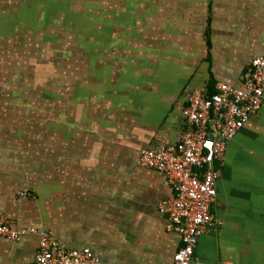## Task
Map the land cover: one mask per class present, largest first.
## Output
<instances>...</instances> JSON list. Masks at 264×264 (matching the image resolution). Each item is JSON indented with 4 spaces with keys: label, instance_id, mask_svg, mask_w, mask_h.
<instances>
[{
    "label": "crops",
    "instance_id": "1",
    "mask_svg": "<svg viewBox=\"0 0 264 264\" xmlns=\"http://www.w3.org/2000/svg\"><path fill=\"white\" fill-rule=\"evenodd\" d=\"M35 4L28 33L48 27L53 38L39 56L15 60L18 71L50 64V74H31L33 88L20 82L7 104L2 97L0 219L48 230L103 264H173L181 237L158 208L171 187L138 164L139 153L180 140L193 89L243 87L245 68L264 55V0H99V15L89 14L81 35L68 29L78 38L62 47L63 25L47 18L46 0ZM77 4L67 17L84 14ZM6 22L0 36L21 34L20 20ZM212 213L197 258L264 264V101L227 143ZM39 244L37 233L0 236V264L33 263Z\"/></svg>",
    "mask_w": 264,
    "mask_h": 264
},
{
    "label": "built area",
    "instance_id": "2",
    "mask_svg": "<svg viewBox=\"0 0 264 264\" xmlns=\"http://www.w3.org/2000/svg\"><path fill=\"white\" fill-rule=\"evenodd\" d=\"M263 101L264 55L252 58L245 68L243 87L216 81L211 90L193 89L183 111L180 140L140 151L138 164L161 171L171 187L158 208L167 216L170 230L181 237L173 264H206L196 257L195 249L205 228L217 223L212 205L227 143ZM26 233L40 235L31 264H103L89 248L70 249L48 230L15 228L10 220L0 219V236L17 241Z\"/></svg>",
    "mask_w": 264,
    "mask_h": 264
},
{
    "label": "rangeland",
    "instance_id": "3",
    "mask_svg": "<svg viewBox=\"0 0 264 264\" xmlns=\"http://www.w3.org/2000/svg\"><path fill=\"white\" fill-rule=\"evenodd\" d=\"M17 1L18 0H0V28L4 25L2 23L4 18L7 19V22H6L7 28L8 27L18 28L17 22L19 23V20L21 21L22 27L25 28L24 30L22 28V32H24V35L21 32V34L19 35H10L6 37L0 36V108H2L1 106L2 99H3L2 97H5L4 102L5 104H7L6 97H8L9 94L11 96H14V94L18 93L20 82H21V85H23V87L26 86L25 89L27 90V92L30 86L31 88H33L34 82L30 83L32 80L31 74L33 76L34 75L38 76L41 74H50V64H48L49 66L47 67H40L39 65L37 66V64L35 63L33 64V62L30 63V65L26 66L25 69L23 70H20L19 68L20 71H18V67H21L22 65L19 62L20 61L22 62L24 59H27V58L33 59L35 58V56H39L41 54V52L38 50L39 47L42 48V43L44 42H50V39L53 38V36L51 35L52 31H50L48 27H46L48 30L43 29V31L37 28H34L36 32L42 31L43 34L42 32L41 34H38V33L29 34L28 29H30L33 26L31 21L35 20V17L37 16L39 4L38 5L35 4V0H34L32 4H30V7H28V5L27 7H25V5L23 4H22L23 6L22 5L20 6V3H18ZM46 1H47V5L49 8V11L46 14L47 18L51 16L52 22L56 23L57 27L60 25H63V28L61 29L63 30V33L60 29H59L60 31L58 30L59 32L58 39H59L60 47H62L64 43H67L68 39H72L73 37L77 41L78 37L75 34H74L75 36L73 34L71 35L65 34V32L66 33L68 32V29H73L74 33L76 34L79 33V35H81L83 25H88V19L86 18L89 16V14L93 13L94 15H99L98 9L93 8L97 6L96 3H98L99 0H94V1L90 0L89 3L88 1H84V0H64L63 1L64 3H62L61 0H53L52 2L49 0H46ZM71 2H75V3L77 2L79 4L80 9L77 7L75 8L76 11L82 10L84 14L81 13L80 11L78 13V17H74V16L67 17L73 14V8L71 10ZM40 6L43 7L44 5L43 6L40 5ZM84 7H91V9L84 10ZM50 8L53 10H51ZM92 8H93V11H92ZM101 8H103V6H101ZM77 12L74 11V13H77ZM82 14L84 17L82 16ZM19 16L22 18L20 19ZM69 18L71 20H69ZM27 19L30 20V23L25 22V20ZM89 22L90 24H93V19L91 18ZM67 23L69 24L67 25ZM95 26L97 25H94L93 27ZM5 46L7 49L9 48L13 49V52H10L8 55L6 54V56L2 54L3 52H5ZM25 46H27L26 50H25ZM63 53H64L63 51L59 53L60 59L64 58ZM15 58H17L19 62H17ZM7 82H9L10 85H8Z\"/></svg>",
    "mask_w": 264,
    "mask_h": 264
}]
</instances>
